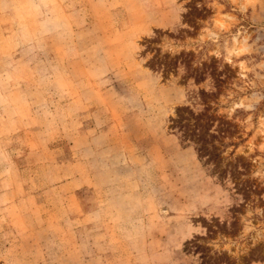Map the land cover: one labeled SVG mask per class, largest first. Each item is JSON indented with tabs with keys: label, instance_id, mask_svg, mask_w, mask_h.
I'll use <instances>...</instances> for the list:
<instances>
[{
	"label": "rangeland",
	"instance_id": "rangeland-1",
	"mask_svg": "<svg viewBox=\"0 0 264 264\" xmlns=\"http://www.w3.org/2000/svg\"><path fill=\"white\" fill-rule=\"evenodd\" d=\"M0 264H264V0H0Z\"/></svg>",
	"mask_w": 264,
	"mask_h": 264
},
{
	"label": "trees",
	"instance_id": "trees-1",
	"mask_svg": "<svg viewBox=\"0 0 264 264\" xmlns=\"http://www.w3.org/2000/svg\"><path fill=\"white\" fill-rule=\"evenodd\" d=\"M156 40L148 41V44H152ZM152 48L149 46L148 50ZM158 51V50H157ZM166 58V56H164ZM159 64L166 70L171 63ZM199 101L202 102L203 108L201 111L196 112L191 107H180L177 111V117L172 119V129L178 130L182 135L183 142L193 143L196 145V151L199 154L200 159L204 160L206 164L211 165L219 157V154L214 153L215 145L212 142L216 139V135L211 133L214 120L210 114L209 106L206 103L208 94L204 91L199 92Z\"/></svg>",
	"mask_w": 264,
	"mask_h": 264
}]
</instances>
